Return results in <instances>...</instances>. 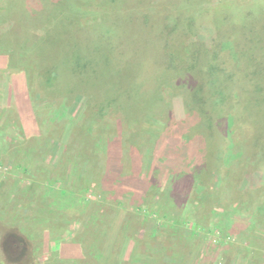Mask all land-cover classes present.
<instances>
[{"label": "rangeland", "instance_id": "374dc122", "mask_svg": "<svg viewBox=\"0 0 264 264\" xmlns=\"http://www.w3.org/2000/svg\"><path fill=\"white\" fill-rule=\"evenodd\" d=\"M42 1L56 7L50 10L53 6H43L49 12L48 15L44 12V20L47 22L52 16L54 25L45 24V30L38 31L39 40L46 39L48 31L69 16L72 21L67 40L73 44L72 58L81 57V64L85 65H73L52 87L41 84L31 98L25 87V73L35 69L36 54L17 55L22 59L20 67L6 71L7 51H0V238L5 250L4 256L0 253V264H256L260 256L264 262V216H250L256 223L254 226L234 220L247 214L233 205L232 194L225 192L228 187L222 189L220 182H216L213 173L220 164L213 160L216 154L212 147L207 146L206 150L202 146V156H196V160L182 158L187 164L180 166V170L170 169L173 166L162 170L161 186L150 194L142 193V182L138 180L140 188L137 189L123 183L113 184L110 179L106 182L102 175L106 173L103 154H100L101 173L96 170V165L101 163L95 143L90 147V156L78 145L84 135L88 143L90 138L94 142L97 134L109 142L110 149H114L113 145L117 147L111 154L120 158L124 166L122 174H127L134 164L137 167L139 160L147 177L157 173L152 170L153 164L163 152V138L171 133L172 119L179 121L187 113L185 88H189L193 71L189 72V64L174 67L170 61V54L173 56L174 49L186 39L185 33L167 37L153 21L177 15L181 23H186L191 17H197V21L215 25L216 31L211 36L215 43L225 37L237 46L233 51L241 54L247 49L241 35L233 27L220 25L215 20L228 9L233 10L234 5H242L243 9L260 4L264 8V0H221L222 8H214L218 0ZM6 4L0 0V10ZM203 7L205 12L210 10L214 14L201 18L199 10ZM60 34L65 35L66 30ZM168 44L173 46L171 50ZM224 52L225 56L231 55L230 50ZM187 54H183L185 63ZM239 57L242 61V56ZM10 59L16 63L15 56ZM232 62L237 67L243 65L237 60ZM174 80L183 84V87L177 86L178 92H171L173 87L167 88ZM249 82L252 83L231 90L232 99H238L233 113L247 119L245 129H240L242 141L253 149L254 144L258 148L259 139H264V70L259 79ZM258 84L262 86L260 91L256 89ZM154 89L158 90L155 98L151 95ZM122 91L131 92L133 102L157 101L149 109L146 107L148 110L136 112L134 119L138 115V120L129 122L133 112L122 109ZM88 99H92L91 104ZM101 99L113 102L102 105L105 109L102 112L99 111ZM189 131V136L205 134V128L200 127ZM33 137H39L40 148L36 147V141L29 140ZM63 158L69 160L65 167L61 164ZM247 162L250 171L264 170L258 150ZM206 168L209 169L205 171ZM222 168L226 166L222 164ZM172 171L176 173L175 178ZM185 173H189L190 180L183 176ZM5 175L9 176V182L20 181L17 188L30 191L34 184L67 190L71 186L89 202L87 214L82 212L80 219L78 214H72L77 225L67 223L61 227L60 223V229L51 222L27 224L8 208L12 183L2 181ZM176 180L186 182L177 185L173 182ZM207 183L211 185L210 191L205 192ZM234 186L230 188L234 190ZM219 189L220 193L223 190L222 196ZM41 194L38 196L42 197ZM37 199L33 197L32 207ZM88 213L101 215L98 222L102 231L97 232L98 227L90 225L94 230L89 231L91 235L84 241V237L78 239L77 227L83 226ZM106 222L109 228L105 231L106 227L101 225ZM26 234H36V237L26 238ZM239 247L250 249V253L242 256V252H236Z\"/></svg>", "mask_w": 264, "mask_h": 264}, {"label": "trees", "instance_id": "16d2710c", "mask_svg": "<svg viewBox=\"0 0 264 264\" xmlns=\"http://www.w3.org/2000/svg\"><path fill=\"white\" fill-rule=\"evenodd\" d=\"M4 1L7 3L5 9L0 10V51H7L6 56L8 60L5 65L6 71L20 67L22 59L19 58V56H24V54H36L37 65L35 66V69L31 68L28 70L29 72L26 71L25 73V87L31 98L33 97V92L40 89L41 84L45 88L52 87L58 78L61 75L64 76L63 74L70 70L73 65L78 67H83L85 65L83 63L81 64L83 61L81 57L76 60L72 58L73 44L71 45L69 43L70 41L67 40V31L69 26H71L70 23L72 21L69 16L63 17L65 19H62L57 25L52 27L51 31H48L46 39L40 38L39 40L38 38V31L40 29L45 30V24L51 26L54 19V17L52 19V16H49V21L46 22L44 20V12H46L47 15L49 12H47L48 10L44 9L43 6L51 5L53 7L50 10H52L55 9L56 6L54 5L56 4L44 3L42 0ZM110 1L114 2L115 0ZM217 2L218 3H214V8H222L221 0H218ZM240 6L234 5L233 10L228 9L227 12L224 13L221 18L218 17L215 22H220V25L227 24L237 30V34L241 35V41L246 44L245 48H247L241 54L233 51L237 46L225 37L223 40H220L221 38H219L215 43V38L211 37L213 33H215L214 31H216L215 25L212 27L210 23H206L205 20L197 21V17H195V19L194 17H191L186 23H181L179 16L176 15L168 20L164 17L153 21L160 25V30L165 32L167 37H172L180 32H184L186 35V39L180 42L181 45L178 44V48L174 49L175 54H173V56L170 54V61L171 63L174 62V67H180L182 63L185 65L189 64V72L193 71L189 88H185L187 93L186 101H184L187 113L184 118L179 121L176 119L174 120V118L172 119L171 133L165 135L163 138L165 141L163 152L156 157L153 164L152 170L155 169L157 173L150 177H147L146 173H144L140 160L139 162L137 161V167L136 164H134L127 174H122L124 166H122L120 158H115L112 155L116 152L115 149L117 147L115 148V145H113L114 149H110L109 142H104V140L97 134L95 135L94 142L93 140L91 141L90 138V141L87 143V138L84 135V139H81L83 141H80L78 145L80 148H83L84 151L87 150L89 152L88 155L90 156V147L92 146V143H95V149L99 152L97 156L99 161L101 159L100 154L104 155L102 157V159H104L103 170H106V173L102 175L104 176V179H106V182H109L108 179H110L113 184L120 185L123 183L127 187L129 186L133 189H137L140 188L138 187V180L139 182H142V193L149 192L150 194H154V192L161 186L159 180L162 175V170L168 169L171 166H173V168L170 169L180 170V166L187 164L182 158L196 160V156H202L203 152H200L201 147L203 146L202 149H205L206 146L207 150V146H210V148L212 147V151L216 154L213 160L220 164L217 171L213 173V176H215L214 178L217 180L215 181L220 182L219 187L223 186L222 189L228 187L225 192L227 191L226 193L230 192L232 194L235 201L233 205L236 204L238 210L247 214L241 218L237 217V219L234 217V220H239L244 223L249 222V225L254 226L256 223L251 221L250 216H264V170L250 171L247 166L249 156L251 154L253 155L254 151L257 150L262 156L264 163V139H259L258 148H254V144V147L252 146L253 149H250V146L242 141L240 129H245L247 119H243L241 116H235L233 113L235 112V109H237L236 107H238V99H232L233 91L231 90L233 87H245L246 84L252 83L249 81H252L256 77L259 79L264 70V57H262L264 54V8L260 7V4L249 5L243 9H241ZM205 10L206 7L199 10L201 12V18H206L205 15L211 14L212 16V14H214L211 13L210 10L207 12H205ZM227 19L232 22L229 21V23H227ZM217 24L216 27H219ZM64 30H66V34L61 35L60 33ZM61 37H65V40H62ZM61 42H63L62 45ZM71 42L73 41L71 40ZM213 44L214 46L211 47ZM168 45L171 46L169 48L171 50L173 46L170 44ZM166 48L167 45L164 46L165 53L167 52ZM227 50H230L229 54L231 53V55H224V51ZM172 51H170V53ZM184 53H188L186 63L184 62ZM239 55L242 56V61H239ZM14 56L18 59H16V63H14V60L12 61L10 59L12 57L14 58ZM60 58L62 59L60 60ZM233 60H237L239 64L243 65L237 67L236 64L232 62ZM86 61L84 63H86ZM184 64L183 66H185ZM237 71L240 75L236 74ZM182 72H184V68H182ZM262 80L253 83H259ZM173 84L175 85L173 86ZM177 86H179V88L183 87L180 80H174V83L172 81L167 88L169 89L170 87H173L171 92H178L176 90ZM260 86L261 85L259 84L256 86L258 91L262 88V86L261 88ZM157 91V89H154L151 94L154 98L158 94ZM133 98L134 96L131 92L125 93V91H122V109H127L130 112H133L129 122L133 121L136 112H141L144 109L148 110L149 107L157 101L156 99H139V101L133 102L131 100ZM101 100H99V111L101 110V112L102 110H105L102 108V105L104 106L105 103L110 105L113 104L112 101H107L106 99ZM91 102L92 99H88V103L91 104ZM146 107L148 109H146ZM244 116L247 117L245 113ZM136 120H138V115L134 121ZM196 127L205 128V134L203 137L201 135L195 137L194 134L189 136L191 135L188 133L190 132L189 128L194 130ZM29 140H31V142L36 141V147L40 148L39 137L38 139L36 137L29 138ZM70 145L71 143L67 150L70 148ZM225 160H229L227 165L225 164ZM68 162L69 160L63 158L61 164L65 167ZM100 163L101 165H96V170L103 168L101 161ZM222 164L226 166L224 170ZM205 167L207 166L205 165ZM208 169L209 168H206L205 171ZM76 173H78V171H76ZM99 173H101V170ZM175 174L176 173L173 172L172 176L174 177ZM183 176H185L187 181L190 180L189 173H185ZM228 179L229 181L230 179L232 180L229 182L227 181ZM4 180L9 182V176L5 175L2 181ZM202 180L205 179L203 178ZM181 181L182 184L186 182L185 180H176L173 182L179 185ZM18 182L20 181L14 180L13 182H9L12 183L10 189L11 200L7 201V204L8 208L14 211L15 214L18 213L20 218L27 224L30 223L31 225L32 223L37 222L39 224L43 222L44 224V222H51L53 226L60 229L67 223L68 225H77V220L73 219L72 216L74 215L72 214H78L79 219L81 218L80 214L82 212H85V215L87 214L86 208L90 206L89 202L87 203L85 199H82L83 196L76 193L75 188H72L71 186L69 187V190H67L65 187L54 188L49 185L41 187L40 185L34 184V187H31L33 191H30V189L17 188ZM229 185H235L233 187L234 190H232V186H230V188ZM205 186V192L210 191L211 185L207 183ZM229 189H231V191ZM37 192L42 193V197H39V193ZM130 192L133 191H129V193ZM222 192L223 190H221L220 193L219 189V194L221 196L223 195ZM131 194L135 195L134 192ZM237 195H239V199H237ZM34 196L39 200L37 199L38 202L32 207L31 202H33ZM28 201L30 203H28ZM114 211H117V209H114ZM52 214H54V216H52ZM97 214L98 213H94L93 215H90V213H88L85 221L83 220L84 216L82 217L84 224L80 229L77 227V230H80L78 239L84 237L83 239L85 241L89 238L91 235L90 233L94 230L90 225L98 227L99 230L97 232L102 231L99 228L100 224L98 222L101 219V215ZM60 223H62V226L58 227ZM101 227H106V231L107 228H109V223L106 222V224L101 225ZM22 228L25 230L24 227ZM105 233L108 234V232ZM35 237L36 234L35 236L26 234V238ZM1 244L2 242L0 238V253L2 252L4 256L3 251L5 250L2 248L3 246L1 247ZM81 244L85 245V242H82ZM249 250L250 249L248 248L243 249L242 247H239L236 252H242V256H247L248 253H250ZM85 255L87 256V253H85ZM261 259L260 256L256 264H264Z\"/></svg>", "mask_w": 264, "mask_h": 264}, {"label": "flooded vegetation", "instance_id": "af4514ba", "mask_svg": "<svg viewBox=\"0 0 264 264\" xmlns=\"http://www.w3.org/2000/svg\"><path fill=\"white\" fill-rule=\"evenodd\" d=\"M12 252L15 254V251L14 250H12Z\"/></svg>", "mask_w": 264, "mask_h": 264}]
</instances>
